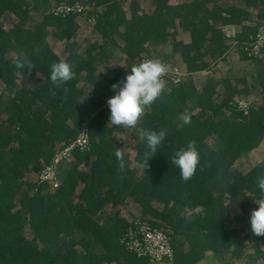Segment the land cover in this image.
<instances>
[{"label": "trees", "instance_id": "16d2710c", "mask_svg": "<svg viewBox=\"0 0 264 264\" xmlns=\"http://www.w3.org/2000/svg\"><path fill=\"white\" fill-rule=\"evenodd\" d=\"M50 1L0 0V18L6 10L16 16L8 29L0 22V264H155L136 255L121 239L136 218L152 226L168 227L174 257L163 264H195L208 252L227 249L234 258L239 257L248 235L237 236L226 224L229 207L222 194L248 192L261 198L256 181L264 175V165L260 164L264 157L241 174L232 164L264 138V97L258 105L249 102L246 112L237 108L238 96H233L250 93L245 75L224 76L219 81L207 78L199 88L191 79L170 85L139 123L141 131L164 129L165 140L149 161L150 167L137 175L136 162L146 149L138 140L141 131L135 134V165L121 174L117 171L116 148L110 141L113 131L120 128L107 125V100L115 95L111 86L128 73L112 68L116 80L100 73L96 67L99 54L95 52L100 44L79 51L74 35L79 26L77 16L88 9L87 17L102 39L114 43L117 36L123 53L138 62L147 42H166L172 28L180 23L189 28L191 39L174 42V49L181 52L186 69H208L210 61L205 56L220 59L229 47L218 24L239 21L236 16L242 8L230 5L209 9L205 7L209 0L177 4L151 0V9L142 6L141 0H129L127 6L124 0H79L88 6L82 13L55 16L49 11ZM31 8L42 11L39 20L32 19ZM222 10L229 16H223ZM50 36L64 41V53L53 49ZM242 37L237 41L240 57L260 58L243 51L242 42L248 37ZM17 58L35 65L30 75L38 72L39 83L18 86L17 73L28 71L14 67ZM61 59L74 64L76 76L56 88L52 96L50 66ZM260 61L254 80L264 94V58ZM220 81L226 92L215 101L213 95ZM63 87L70 89L67 95ZM185 112L191 116L187 125L179 119ZM83 121L88 125L90 149L74 148L59 163L57 186L36 178L31 193L21 192L27 182L25 171L38 172L55 150L77 136ZM190 140L197 142L201 161L195 176L184 183L171 158ZM78 163L89 168L79 169ZM80 181L82 186L76 191ZM128 196L140 206L139 216L130 219L120 212ZM107 203L110 210L102 221L93 218ZM239 204L244 218L247 209L256 208L247 194ZM179 238L186 241V249L180 247Z\"/></svg>", "mask_w": 264, "mask_h": 264}, {"label": "rangeland", "instance_id": "374dc122", "mask_svg": "<svg viewBox=\"0 0 264 264\" xmlns=\"http://www.w3.org/2000/svg\"><path fill=\"white\" fill-rule=\"evenodd\" d=\"M124 1H125L124 6H127L129 0H124ZM147 1L149 0H141V3L144 5L146 9L147 8L151 9L152 3L145 5ZM56 2L57 0H51L49 6L55 4ZM29 13L32 16L33 20H39L41 18L42 11L31 8L29 10ZM87 14H88V9H86V11H84L82 14L77 16V22L79 26L76 31V34L74 35V40L77 43V49L79 51H83L90 44L98 43L100 44V47L96 49L95 52L99 54L98 59L96 61L97 62L96 67L100 73L107 74L108 77L113 78L114 80L118 79V76H116V74L112 71V68L118 69L119 71L124 73H129L132 65L137 64L136 62L137 60L134 59L132 60L123 53V51L120 48L122 41L117 36H116V42L114 43L103 40L100 33L94 29L92 25L93 20H89ZM14 20H16V16L9 10H6L0 18L1 24L6 29L10 28ZM49 40H50V44L52 45L55 51L59 52L60 54L64 53L65 50L64 41H61L53 36H50ZM150 43L157 46L161 42L154 43L150 41ZM155 46H152L153 47L152 49H154L156 53L161 52L159 48ZM149 49L150 48L145 45L143 52H146ZM226 54L227 51L222 60L223 62L221 61L219 64H217L216 62L211 64L208 70L206 71L204 70L203 73L200 74L203 77V79L213 78L219 81L224 76H231L233 78L234 76L242 75V73L248 74L247 79H248V84H249L248 87L250 89V93L248 95L236 94L233 96V98H235L236 96H238V99L244 98L253 105H258L261 102H263L264 94L262 93L261 90H259V86L255 83V80L252 77H254V74L258 71V68L259 67L261 68L260 60L263 59L264 56H261L256 61L254 60L255 62L253 60L252 62L251 61L245 62L238 58L236 50L231 51L228 54V56H226ZM209 61L212 62L213 59H210ZM255 66L256 69H254ZM252 72L253 74H251ZM82 75H84V73H82ZM101 78H104V76ZM40 81H41L40 74L38 72L35 73L34 75H29L21 72L17 73L18 86L32 87L35 84L39 83ZM118 82L119 81L117 80L116 83ZM2 91H3V82L0 81V92ZM224 92H226L225 86L220 81L213 95L214 100L219 101L224 96ZM85 95L89 96L90 92L88 91L85 92ZM194 110H196V108ZM224 110L226 113L228 112L226 108H224ZM140 131L141 128L140 125L138 124L136 128H120L118 130H114L113 133L110 135L111 144L112 146H115V148H122L127 145V153L125 158L126 160L129 161V166L135 165V161L133 159L135 155L134 135L139 133ZM263 157H264V138H262L259 141V143L250 151L238 157L233 162L232 168L234 169L235 172L241 174L245 172L248 168H250L253 164H255L260 159H262ZM65 164L66 166L69 165L68 162H66ZM76 166L82 170H86L89 168L88 164L84 165L83 163H78ZM25 172L26 173L24 177H25V181L27 182H25L22 185L21 192L27 191L31 193L33 191L32 183L37 178V171L35 172L34 170L33 171L28 170ZM141 172L142 171L139 169L137 175H141ZM81 186H82V182L80 181L77 184L75 190L78 191L79 188H81ZM246 194L248 195L250 202L255 203V199L256 200L260 199L254 197L248 192H245L244 195L241 194L240 192L238 193L224 192L222 194L223 201L227 203L229 207V214L226 224L233 229L234 234H236L237 236L243 234L248 235V238L245 239V245L242 249V254L239 257H248L253 260H259L264 262V236H256L251 231L250 214L253 208L247 209L246 218L241 216L242 209L239 202ZM75 201L80 202V204L82 205V201L79 200L76 196H75ZM17 204L19 205V202H17ZM256 208H258L257 204H256ZM109 210H110V204L107 203L102 208H100L96 213H94L93 218L102 221L103 217ZM120 212L124 216H126L127 219H130L133 216H139L140 206L137 203H135L130 196H128L122 201ZM162 228L168 231V227L162 226ZM25 231L27 234H30L29 229H26ZM178 241L181 248L183 249L187 248V243L185 240L182 241L179 238ZM232 258L234 257L231 255V249L222 250L215 253L208 252L204 258L200 259L195 264H224L227 261L231 260ZM104 264H122V263L114 261L111 263H104ZM155 264H163V263H155Z\"/></svg>", "mask_w": 264, "mask_h": 264}, {"label": "clouds", "instance_id": "9594fccd", "mask_svg": "<svg viewBox=\"0 0 264 264\" xmlns=\"http://www.w3.org/2000/svg\"><path fill=\"white\" fill-rule=\"evenodd\" d=\"M14 67L20 70H27L31 74L36 68L31 62L23 58H17ZM74 64L64 59L53 62L50 66V81L54 86L50 89V95L55 96L56 88H61L75 79ZM168 65L162 59H145L139 64H133L131 70L124 80L114 83L111 88L115 95L107 100V107L110 110V117L107 125L117 128H136L148 108L159 101L167 88L164 79ZM65 95L70 91L63 87ZM179 119L185 124L191 123V116L181 113ZM167 136L164 129L154 130L153 128L139 133V143L145 145V151L136 167L145 170L150 167L149 161L156 155L157 150ZM127 145L116 148L115 157L117 160V171L124 173L129 166L126 160ZM201 156L195 140H190L186 147H180L171 158V163L179 169L180 178L184 183L190 181L200 167ZM264 165V160L260 161ZM257 186L261 193L259 200L255 199L258 208L251 210L250 225L251 231L256 236H264V175L257 177Z\"/></svg>", "mask_w": 264, "mask_h": 264}, {"label": "built area", "instance_id": "2783aa9c", "mask_svg": "<svg viewBox=\"0 0 264 264\" xmlns=\"http://www.w3.org/2000/svg\"><path fill=\"white\" fill-rule=\"evenodd\" d=\"M85 8L86 5L79 0L72 2L59 1L53 4L49 11L55 16H63L70 12L82 13ZM241 47L248 56H264V16L258 21L254 32L250 33L248 38L242 42ZM157 58L162 59L168 65L167 73L164 77L167 87L172 84H178L183 80V75L186 73L185 70L181 69L176 63L162 58L151 49L142 53L137 64L145 59ZM237 108L246 112L249 108V101L244 98L237 99ZM90 144L88 125L86 121H83L80 124L77 136L55 150L51 159L42 164L37 172V178L50 183L52 187L57 186L59 163L70 155L72 149L89 150ZM121 239L126 247L138 256H145L157 263H170L173 260L174 247L166 229L152 226L146 220L138 218L133 220V224L129 226L127 233ZM224 264H264V262L248 257H236Z\"/></svg>", "mask_w": 264, "mask_h": 264}, {"label": "crops", "instance_id": "0c3cea01", "mask_svg": "<svg viewBox=\"0 0 264 264\" xmlns=\"http://www.w3.org/2000/svg\"><path fill=\"white\" fill-rule=\"evenodd\" d=\"M188 1H190V0H168V3L177 4V3L188 2ZM253 1H254V3H251V0H209V1H206V3H205V7L209 8V9L210 8L211 9L216 8V7L222 8V7L230 6V5H235V6L242 8V10L240 12H238V14L236 16L239 19V21H236V20L228 21L226 23L218 24V26L221 28V31H222L223 35L225 36V42L229 46L227 49L226 56H228V54L231 51L236 50L238 58L242 61H245V62L246 61L252 62V60L254 61L255 59L254 58H241L240 57L239 51H238V46H237V41L239 39V36L242 37V36L247 35V37H248V35L250 33H252V32H250V27L255 25L264 15V0H253ZM149 3L151 4V0L147 1L146 4L145 3L144 4L147 5ZM142 6H144V5L142 4ZM259 10H260V14L258 13ZM200 14H201V12H200ZM221 14L223 16H229V13L224 11V10L221 11ZM243 28H244V31H243ZM190 39H191V37H190L189 28L178 23L176 27L172 28V34L169 36V40H167L166 42H161L157 46L151 44L150 42H147L146 46L149 47L152 51H154V49H152L153 48L152 46L159 48V50L161 52H159V53L157 52V53L159 55L161 54L160 56H162L164 59L167 58L169 61H171L173 63H176L178 66L181 67V69L185 70L186 73L183 75V81H185L186 79H191L193 84L197 88H199L207 80L205 78L203 79V77L200 74L203 73L204 70L206 71L208 69L188 71L186 69L185 62L182 60L181 52L179 50L174 49V42H177V41L189 42ZM223 58L224 57L219 59V58H215V57L210 58V56H205V59H208V60L213 59V61L210 62V65L215 63V62L217 64H219L223 60ZM254 69H256V66ZM251 74H253V72ZM242 75H245V77L247 79L248 74L242 73ZM252 78H254V77H252ZM247 81H248V79H247ZM259 90H261L260 87H259Z\"/></svg>", "mask_w": 264, "mask_h": 264}]
</instances>
